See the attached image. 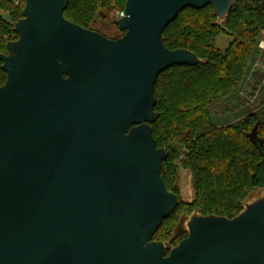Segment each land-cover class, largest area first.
<instances>
[{"label":"water","instance_id":"1","mask_svg":"<svg viewBox=\"0 0 264 264\" xmlns=\"http://www.w3.org/2000/svg\"><path fill=\"white\" fill-rule=\"evenodd\" d=\"M24 1L0 56V264H264V197L234 219L193 217L176 248L153 240L178 205L154 85L200 62L162 34L187 8L223 18L236 0H127L118 40L68 21L73 0Z\"/></svg>","mask_w":264,"mask_h":264},{"label":"trees","instance_id":"2","mask_svg":"<svg viewBox=\"0 0 264 264\" xmlns=\"http://www.w3.org/2000/svg\"><path fill=\"white\" fill-rule=\"evenodd\" d=\"M19 1L17 5L14 0H0V56L8 55V44L19 40L15 24L24 18L26 6L24 0ZM126 3L127 0H73L64 17L98 32L93 25L109 17L115 19L117 12L125 11ZM219 19L223 22L219 23ZM262 32L264 0H236L223 18L210 4L203 9L187 8L163 32L162 42L168 50H187L200 62L168 68L154 85V111L159 116L152 125V137L156 147L167 154L161 177L167 190L178 198L175 212L164 221L153 238L155 242L178 247L188 233L179 235L176 226L182 215L196 210L205 217H238L253 190L264 187V88L257 113L249 112L238 121L229 118L222 123L212 110L219 102L236 96L249 73V63L257 55ZM222 34L232 38L225 52L216 47ZM184 74L188 80H177ZM7 79L0 59V88ZM256 127V136L251 138ZM181 166L193 175V203L179 197L176 180Z\"/></svg>","mask_w":264,"mask_h":264},{"label":"rangeland","instance_id":"3","mask_svg":"<svg viewBox=\"0 0 264 264\" xmlns=\"http://www.w3.org/2000/svg\"><path fill=\"white\" fill-rule=\"evenodd\" d=\"M218 22L222 23L223 21L222 19H219ZM93 28L109 39H119L122 38L124 34L120 30L115 19H112L111 17L102 19L98 23L94 24ZM261 41H264V32L261 33L258 40L257 55L249 63V73L246 75L243 83L240 85L236 96L228 100H223L212 108L214 117L218 120H221L222 123L224 120L229 118L230 120L238 121L239 118H244L247 113H257L260 110V98L264 88V51L259 48ZM231 42L232 38L229 35L222 34L217 40L216 47L219 51L225 52ZM188 77V75L184 74L178 77L177 80H188ZM259 80L262 81L261 84H258ZM184 151L185 149L183 148L181 153ZM180 159L181 157H179L177 160L178 163H180ZM176 185L180 191V200L184 201L185 203H193L195 201L196 192L193 175L188 169H185L182 166L179 168ZM263 197L264 189L259 187L255 188L245 201L244 210L248 205L255 203ZM195 216H201V212L196 210L191 215H182L181 219L184 220V224L179 222L176 226V231L179 229V227H181V229L184 231L183 234L186 232L189 233L188 224ZM164 244H169L172 248H175L170 243Z\"/></svg>","mask_w":264,"mask_h":264},{"label":"built area","instance_id":"4","mask_svg":"<svg viewBox=\"0 0 264 264\" xmlns=\"http://www.w3.org/2000/svg\"><path fill=\"white\" fill-rule=\"evenodd\" d=\"M14 2H15V4H19L20 3V1L19 0H14ZM125 17V11H122V12H117L116 14H115V21L116 22H118L119 20H121L122 18H124ZM259 48L262 50V51H264V41L262 42H260V44H259Z\"/></svg>","mask_w":264,"mask_h":264},{"label":"flooded vegetation","instance_id":"5","mask_svg":"<svg viewBox=\"0 0 264 264\" xmlns=\"http://www.w3.org/2000/svg\"><path fill=\"white\" fill-rule=\"evenodd\" d=\"M123 33H124V34H123V36H124V35H125V32H123ZM123 36H122V37H123ZM117 40H118V39H117ZM259 188H263V189H264V187H259ZM181 221H184V220L181 219ZM181 221H180V222H181ZM183 232H184V231L181 229V227H179V229L177 230V233H178L179 235H182ZM165 245H167V246H169L171 249H173V248L171 247V245H169V244H165ZM168 251L170 252V250H168Z\"/></svg>","mask_w":264,"mask_h":264}]
</instances>
